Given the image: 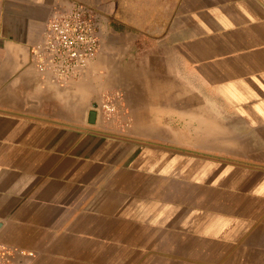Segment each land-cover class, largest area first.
<instances>
[{
	"label": "crops",
	"instance_id": "crops-1",
	"mask_svg": "<svg viewBox=\"0 0 264 264\" xmlns=\"http://www.w3.org/2000/svg\"><path fill=\"white\" fill-rule=\"evenodd\" d=\"M73 1L100 47L57 82ZM0 222L22 264H264V0H0Z\"/></svg>",
	"mask_w": 264,
	"mask_h": 264
},
{
	"label": "built area",
	"instance_id": "built-area-1",
	"mask_svg": "<svg viewBox=\"0 0 264 264\" xmlns=\"http://www.w3.org/2000/svg\"><path fill=\"white\" fill-rule=\"evenodd\" d=\"M100 15L80 1L57 7L46 21L41 38L30 47L31 61L54 81L64 82L84 75L100 47ZM120 93L107 96L96 113L110 120L117 110ZM34 253L0 241V264H22Z\"/></svg>",
	"mask_w": 264,
	"mask_h": 264
},
{
	"label": "water",
	"instance_id": "water-1",
	"mask_svg": "<svg viewBox=\"0 0 264 264\" xmlns=\"http://www.w3.org/2000/svg\"><path fill=\"white\" fill-rule=\"evenodd\" d=\"M95 120H96V111L95 110H91L89 112V122L94 123ZM1 225H2V222H0V227H1Z\"/></svg>",
	"mask_w": 264,
	"mask_h": 264
}]
</instances>
